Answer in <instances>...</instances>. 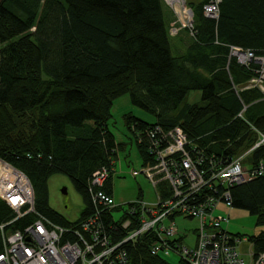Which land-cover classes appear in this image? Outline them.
Here are the masks:
<instances>
[{
  "label": "trees",
  "instance_id": "16d2710c",
  "mask_svg": "<svg viewBox=\"0 0 264 264\" xmlns=\"http://www.w3.org/2000/svg\"><path fill=\"white\" fill-rule=\"evenodd\" d=\"M207 1L184 0L191 25L178 28L175 47L164 0H0V159L26 176L38 214L71 228L95 212L93 194L112 198L120 144L107 120L112 100L122 94L154 117L147 122L122 114L141 168L154 163L148 146L156 126L163 132L177 127L216 166L249 148L257 132L264 134V98L256 88L242 89L253 71L229 56L231 46L264 51V0H219L215 18L203 15ZM190 90L200 92L199 103L183 102ZM248 155L244 162L264 164V145ZM102 169V183H92L93 172ZM53 174L66 176L80 197L74 220L48 204ZM222 189L217 185V193ZM226 189L229 207L264 225V172ZM97 208L104 232L121 240L124 231L108 227L112 209ZM13 217L0 199V224ZM34 218L25 213L3 230L22 229ZM246 237L255 251L263 248V231ZM64 238L72 239L69 233ZM149 242L142 235L122 246L130 262L169 264L164 255L150 254Z\"/></svg>",
  "mask_w": 264,
  "mask_h": 264
},
{
  "label": "built area",
  "instance_id": "2783aa9c",
  "mask_svg": "<svg viewBox=\"0 0 264 264\" xmlns=\"http://www.w3.org/2000/svg\"><path fill=\"white\" fill-rule=\"evenodd\" d=\"M218 2L208 0L203 4V15L215 18ZM183 13L187 19L181 27H190V9ZM229 56L253 71L242 89L256 88L264 98V51L255 54L231 46ZM243 110L244 107L239 114ZM149 136L153 138L152 146L148 148L154 163L143 167L141 172L153 188L154 201L144 202L138 197L125 203L122 215L114 218L113 209L120 205H113L110 196L99 192L97 196H91L95 212L71 228L38 214L33 207V191L26 176L0 159V199L14 213L10 221L28 212L35 215L34 220L22 229L5 232L3 227L10 221L0 224V264H132L122 246L142 235L150 239V254L172 252L185 264H264V246L255 251L246 236L229 233L223 227L228 223V214L215 212L220 202L229 207L226 187L264 172L260 160L256 165L243 161L252 149L264 145V134L257 132V139L249 148L235 157H228L218 166L212 156L201 155V149L193 146L177 127L163 132L156 126ZM105 177L104 169L94 171L92 183L100 184ZM161 181H164V188L159 190L157 184ZM217 185L223 187L220 193H217ZM97 204L104 210L112 209L114 224L108 223V227L124 231L121 240L115 241L104 232L98 219ZM176 216L197 222L190 247L181 243L184 233L178 231ZM66 233L72 239L64 238Z\"/></svg>",
  "mask_w": 264,
  "mask_h": 264
},
{
  "label": "rangeland",
  "instance_id": "374dc122",
  "mask_svg": "<svg viewBox=\"0 0 264 264\" xmlns=\"http://www.w3.org/2000/svg\"><path fill=\"white\" fill-rule=\"evenodd\" d=\"M167 8L171 11V22L169 24V41L175 42L179 46L176 39V31L181 24H185L186 14L175 9L176 6H183L184 10L188 9L184 0H166ZM170 1H174L175 5ZM182 34L181 40H184ZM171 47V53L175 54ZM184 103H199L200 92L198 90H190L187 92L183 100ZM130 112L135 117L144 121L152 122L154 117L148 112L132 105L129 101L128 94H122L112 100L110 108V117L107 120V126L114 135L117 144L116 153L113 156L111 167V196L113 205H120L112 212L114 218L122 215L123 205L127 202L136 200L138 197L144 202H153V188L145 175L141 172V159L136 151L131 134L126 130L122 121V114ZM135 171V173L133 172ZM65 188V193L60 192V188ZM48 204L56 211L64 215L70 220L78 217L82 203L79 195L74 191L70 180L62 174H53L47 179ZM215 212L220 214H228V223L223 227L232 234H241L247 236L256 234L259 231L264 232L263 226L254 225V216L242 209L226 207L222 202L218 203ZM175 222L179 233H184L182 244L192 246L195 238V228L197 222L195 219L176 216ZM246 244V243H245ZM169 264H176L178 256L172 252L163 256Z\"/></svg>",
  "mask_w": 264,
  "mask_h": 264
},
{
  "label": "bare ground",
  "instance_id": "6f19581e",
  "mask_svg": "<svg viewBox=\"0 0 264 264\" xmlns=\"http://www.w3.org/2000/svg\"><path fill=\"white\" fill-rule=\"evenodd\" d=\"M175 1V0H174ZM174 1H170V4L172 3L173 5H175V2ZM178 1V0H177ZM182 1V0H181ZM179 2V1H178ZM184 7L183 6H176L175 5V9L179 12V11H181V13L182 12H184V9H183ZM249 156V155H248ZM248 159V158H247Z\"/></svg>",
  "mask_w": 264,
  "mask_h": 264
},
{
  "label": "water",
  "instance_id": "95a60500",
  "mask_svg": "<svg viewBox=\"0 0 264 264\" xmlns=\"http://www.w3.org/2000/svg\"><path fill=\"white\" fill-rule=\"evenodd\" d=\"M60 192H61V193H65V188H63V187L60 188Z\"/></svg>",
  "mask_w": 264,
  "mask_h": 264
}]
</instances>
